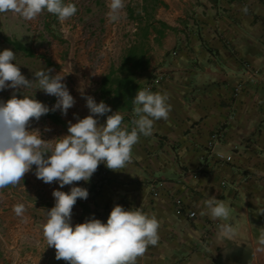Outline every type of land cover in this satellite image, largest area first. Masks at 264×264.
Instances as JSON below:
<instances>
[{"label":"crops","instance_id":"obj_1","mask_svg":"<svg viewBox=\"0 0 264 264\" xmlns=\"http://www.w3.org/2000/svg\"><path fill=\"white\" fill-rule=\"evenodd\" d=\"M155 1V18L167 27L149 28L142 68L131 81L166 93L169 117L154 122L151 136H140L121 172L106 168L102 175L99 165L89 182L74 185L89 196L77 200L72 223L92 217L106 223L115 205L140 208L158 220L159 240L135 264H264V0ZM17 18L0 14V34L23 53L8 43L28 47L25 40H32ZM110 38L103 33L95 64L82 56L79 65L67 62L59 70L78 91L66 116L54 111L61 123L41 118L45 140L67 135L69 122L89 115L83 96L106 103L102 82L123 61ZM107 105L130 131L134 105L130 111ZM97 119L104 124L106 117ZM215 133L221 135L216 142ZM34 172L35 166L0 189V264H65L47 247L42 225L53 191L71 186L45 184ZM208 196L229 205L228 220L207 214ZM17 204L24 205L21 215L13 210ZM221 224L232 228L236 242H222Z\"/></svg>","mask_w":264,"mask_h":264},{"label":"clouds","instance_id":"obj_2","mask_svg":"<svg viewBox=\"0 0 264 264\" xmlns=\"http://www.w3.org/2000/svg\"><path fill=\"white\" fill-rule=\"evenodd\" d=\"M124 7V0H109V21L118 22ZM43 11L65 21L78 9L65 0H0V14L12 12L26 21L36 19ZM15 59L12 50L0 51V92L13 90L11 98L0 100V189L15 186L35 166L34 175L45 184L57 183L61 189L71 186L70 192L53 191L55 203L47 210L42 225L47 247L55 249L56 260L65 264H135L148 246L158 243L156 217L140 208L126 210L115 205L106 223L92 217L73 225L72 210L77 200L89 196L86 188L74 185L89 182L100 164L121 172L131 162L140 136H151L154 122L168 119L171 105L167 94L138 89L132 99L134 118L130 131L119 111L112 112L103 101L97 103L93 97L83 96L89 115L77 118L76 123L69 122L67 135L45 140L39 129H31L32 122L50 111L59 110L66 116L75 100L62 82L65 76L52 75L53 70L47 69L32 73L33 79L29 80L13 62ZM33 88L55 97L56 103L49 108L35 96L18 98L17 93ZM97 117H106L104 124ZM203 203L212 219L228 220L230 207L223 200L208 196ZM13 210L21 215L24 205L17 204ZM220 234L222 242H236L228 224L220 225Z\"/></svg>","mask_w":264,"mask_h":264},{"label":"rangeland","instance_id":"obj_3","mask_svg":"<svg viewBox=\"0 0 264 264\" xmlns=\"http://www.w3.org/2000/svg\"><path fill=\"white\" fill-rule=\"evenodd\" d=\"M68 2L74 3L78 11L73 17L63 22L69 29L67 39H63L59 34L58 29L62 27V24L58 21V18L47 11H43L36 19L32 20L31 24L16 15L25 33L30 31V25L38 28L43 27L46 28L47 32H52L54 39L58 42V44L51 49L45 50V48H42L45 45V39L43 37L38 38V42L34 46L35 40L31 33L32 40H25V42L28 48L34 53L32 58L26 56L24 53L14 52L10 46L5 44L6 37L0 34V51L10 49L16 53V59L13 62L21 67L20 70L27 79L32 80L35 72L47 69H52L53 71L51 74L55 75L59 70L63 71L64 64L67 62L72 65H79V58L82 56H87L88 62H93V64H95L96 61L94 60H96L97 54L89 48L92 47L96 50L101 48L100 45L102 42L100 39L106 31L111 34V38L108 42L121 49L118 55L120 59L124 56L128 46L135 41V33L139 29L140 22L151 21L155 24L154 27H159L157 24L158 20H156L154 13L157 3L153 0H124L125 7L120 14L118 22H110L107 17L109 0H65V3ZM70 45H74V49H71ZM83 45V48H87L86 53H82L81 46ZM57 54L60 55V57L56 58V56H58ZM69 55L73 56L71 61H68ZM57 59H59V61ZM62 82L66 84L71 95H74V93L78 91V86L70 74H67ZM37 90L36 88L29 89L22 91L21 95L17 93V95L18 98H22L23 95H28L30 97L35 96L37 100L44 103L49 108L56 103L55 97L46 95L42 91ZM1 93L6 99L1 97L0 100L7 101L11 98L13 90L7 89ZM33 122L36 123V127L39 124L37 129L40 130L42 137L45 139L46 134L42 129V126L45 127V125H40L41 119L38 122ZM209 147H212V145Z\"/></svg>","mask_w":264,"mask_h":264},{"label":"trees","instance_id":"obj_4","mask_svg":"<svg viewBox=\"0 0 264 264\" xmlns=\"http://www.w3.org/2000/svg\"><path fill=\"white\" fill-rule=\"evenodd\" d=\"M157 24L161 27H167L165 23L160 21ZM154 25L151 21H142L139 23V29L135 33L136 39L125 51L122 57V64L117 69L112 68L104 78L102 82V94L107 104L129 111L133 108L132 99L140 88L131 80L134 72L142 68V59L144 56L142 44L148 42L149 28L154 27ZM8 43L16 50L23 52L26 56L33 57L34 53L30 48L25 47L17 41H8ZM44 117L49 118L54 123H61L60 118L55 112L50 111Z\"/></svg>","mask_w":264,"mask_h":264},{"label":"built area","instance_id":"obj_5","mask_svg":"<svg viewBox=\"0 0 264 264\" xmlns=\"http://www.w3.org/2000/svg\"><path fill=\"white\" fill-rule=\"evenodd\" d=\"M58 21L62 24V27L60 29H58L59 34L61 35V37L63 39H67V36L69 35V29L63 24L64 21H60L59 19H58ZM29 30L32 33L33 39L35 40L34 41V46L37 44V42H38L37 40L40 37H43L45 39V45L42 47V48H45V50L51 49L52 47H54L55 45L58 44L57 40L54 39L52 32H47L46 28H43V27L38 28L36 26H31L30 25L29 26ZM70 47H71V49L72 48L74 49V45H70ZM83 47H84V45L81 46L82 53H84V52L86 53L87 48L85 49ZM89 49L91 51L95 52V54L98 53V50L93 49L92 47L89 48ZM72 59H73V56L69 55L68 61H71ZM94 61H96V60H94ZM90 63H93V62H90ZM1 97L6 99V97H3L2 93L0 92V98ZM35 124H36L35 122H32L31 128L33 126H35ZM220 137H221L220 133H215V135L213 137V141H215V142L218 141ZM226 160L230 161L231 157L226 158ZM105 170H106V166L104 164H100V172H101L102 175L105 174Z\"/></svg>","mask_w":264,"mask_h":264}]
</instances>
